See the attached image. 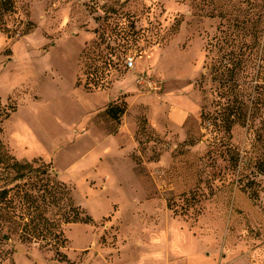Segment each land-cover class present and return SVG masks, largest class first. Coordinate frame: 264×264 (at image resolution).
I'll list each match as a JSON object with an SVG mask.
<instances>
[{"label": "rangeland", "instance_id": "1", "mask_svg": "<svg viewBox=\"0 0 264 264\" xmlns=\"http://www.w3.org/2000/svg\"><path fill=\"white\" fill-rule=\"evenodd\" d=\"M163 96L198 112L156 126ZM0 103L9 153L90 218L62 223L67 261L0 219V264H264V0H13Z\"/></svg>", "mask_w": 264, "mask_h": 264}, {"label": "trees", "instance_id": "2", "mask_svg": "<svg viewBox=\"0 0 264 264\" xmlns=\"http://www.w3.org/2000/svg\"><path fill=\"white\" fill-rule=\"evenodd\" d=\"M13 0H0V7L7 8L12 5ZM252 102H260L259 98ZM114 105L108 106L111 113ZM13 108L0 103V135L2 124L8 119ZM115 116V113L112 114ZM6 172L3 188H0V219L4 223L11 222L13 227L20 228L21 237L25 241L39 239L45 241L46 245L55 248V254L59 261H67V257L60 251L64 246L66 238L61 229L62 223L88 222L90 219L73 213L75 209L68 188L51 177L47 168L42 170L35 167L33 162H20L12 156L0 139V167ZM43 175V176H42ZM14 184L13 187H9ZM38 186L37 194L32 193V188ZM42 191L41 194L39 192ZM43 205L57 206L59 211L52 217L44 214ZM47 207V208H49ZM61 216L62 218H59ZM0 226V235L2 233ZM4 240H10L8 234H3Z\"/></svg>", "mask_w": 264, "mask_h": 264}, {"label": "crops", "instance_id": "3", "mask_svg": "<svg viewBox=\"0 0 264 264\" xmlns=\"http://www.w3.org/2000/svg\"><path fill=\"white\" fill-rule=\"evenodd\" d=\"M163 97V102L159 103L156 110L157 119L154 122L156 126L165 124L170 127H181L190 116L196 115L198 112L196 103L190 102L182 96L175 99L172 96Z\"/></svg>", "mask_w": 264, "mask_h": 264}, {"label": "built area", "instance_id": "4", "mask_svg": "<svg viewBox=\"0 0 264 264\" xmlns=\"http://www.w3.org/2000/svg\"><path fill=\"white\" fill-rule=\"evenodd\" d=\"M135 56L128 55L125 59V64L128 69L134 70L135 64H134ZM136 82L142 86V88L151 90V91H157L162 88V83L158 79H154L153 77L147 76L144 72L138 73L136 76Z\"/></svg>", "mask_w": 264, "mask_h": 264}]
</instances>
